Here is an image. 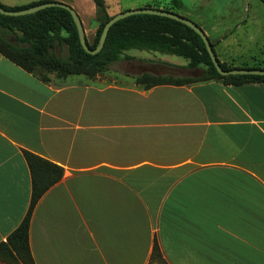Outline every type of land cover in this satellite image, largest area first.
Segmentation results:
<instances>
[{
	"label": "crops",
	"instance_id": "1",
	"mask_svg": "<svg viewBox=\"0 0 264 264\" xmlns=\"http://www.w3.org/2000/svg\"><path fill=\"white\" fill-rule=\"evenodd\" d=\"M40 1L70 6L92 43L93 0L0 4ZM243 1L230 26L190 21L219 63L264 68L263 32L247 31L249 10L264 4ZM148 59L126 50L104 77L42 81L0 53V243L29 207L27 152L46 162L42 183L61 170L31 212L33 264H264V84L145 89L142 74L199 76ZM0 264L16 262L0 252Z\"/></svg>",
	"mask_w": 264,
	"mask_h": 264
},
{
	"label": "trees",
	"instance_id": "2",
	"mask_svg": "<svg viewBox=\"0 0 264 264\" xmlns=\"http://www.w3.org/2000/svg\"><path fill=\"white\" fill-rule=\"evenodd\" d=\"M93 1L97 8V25L92 43L86 41L90 49L95 48L103 25L112 17L106 12L104 0ZM259 1L264 4V0ZM46 2L52 1H40L12 8L0 4V7L16 11ZM172 3L176 7L181 6L178 0H172ZM148 8L177 13L171 2L161 4L160 1H154L153 6H148ZM209 43L213 50L210 41ZM62 45L65 46L67 55L58 57L54 53V48ZM130 49L154 50L161 54L178 56L187 60L188 67L201 68L202 70V74L196 78L142 74L134 81L135 84L145 89L156 85L181 86L209 80H218L224 84L232 85L250 82L264 84V76L260 75H219L213 67L200 37L182 23L166 17L140 14L118 20L109 28L102 49L97 54L90 55L81 48L72 18L69 12L62 8L49 7L21 16L0 14V53L42 81L49 80L47 72H52L53 77L58 79L66 78L69 75H84L92 78L105 72L109 64L119 60L122 53ZM219 65L223 70L234 68L221 63ZM240 68L264 69L259 67ZM24 158L32 180L29 207L20 224L7 237L6 242L0 243V252L10 254L16 264H33L28 247L31 212L41 193L55 182L56 178L60 177L61 170L54 166L57 169L56 178L42 183L38 174L40 167L46 162L27 152H24Z\"/></svg>",
	"mask_w": 264,
	"mask_h": 264
},
{
	"label": "rangeland",
	"instance_id": "3",
	"mask_svg": "<svg viewBox=\"0 0 264 264\" xmlns=\"http://www.w3.org/2000/svg\"><path fill=\"white\" fill-rule=\"evenodd\" d=\"M106 4H108L110 13H118V12H124L128 10H134L139 8H148V6H153L154 1H160L161 4L169 3L171 2V5L174 9L176 14L179 16H183L186 18H189V20H193L197 23L202 24L203 26H207L211 22V16H217L218 23H223V26H230L234 23H236L241 16L245 12V3L243 0H178L181 3L180 7H176L172 3V0H104ZM258 1V0H256ZM259 5V4H258ZM260 7H253L251 10H249V13L255 17L254 20L248 23L249 29L248 35L251 34L259 40H261L260 35L256 34L258 31L261 34L263 32L264 35V5L260 3ZM181 14V15H180ZM197 16L202 17L203 23L201 21H197ZM233 22V23H231ZM226 24V25H225ZM200 26V25H199ZM222 27V26H220ZM203 28V27H202ZM238 32L240 35L243 33V28L239 27ZM87 36L89 37V32H87ZM91 40V38H89ZM130 53L138 54L140 56H145L149 58L148 62L153 63H161L167 65L166 61L176 62L180 65H183L187 68L188 62L186 59L169 55V54H161L154 50H135L131 49L129 50ZM54 53L58 57H65L67 55V50L65 46H56L54 48ZM123 54V53H122ZM119 61V60H118ZM117 62V61H116ZM178 66V65H177ZM114 67L117 68L116 71L119 72L118 65ZM180 74H184L182 71ZM185 74L190 75H201L202 70L201 68L197 69H191L189 72H186ZM46 75L49 77H52V72H47ZM105 72L97 74V76L104 77Z\"/></svg>",
	"mask_w": 264,
	"mask_h": 264
},
{
	"label": "water",
	"instance_id": "4",
	"mask_svg": "<svg viewBox=\"0 0 264 264\" xmlns=\"http://www.w3.org/2000/svg\"><path fill=\"white\" fill-rule=\"evenodd\" d=\"M49 7H59V8H62V9L69 12V14L72 18V21L75 25L76 31H77V36H78L80 46L84 52H86L87 54H90V55L97 54L102 49L104 42H105V39H106V36H107V33H108V30L115 22H117L118 20H121L125 17L131 16V15L147 14V15H155V16H161V17H166V18L172 19L174 21L182 23L183 25H185L188 28H190L191 30H193L200 37L202 43L204 44L205 50H206V52H207V54L211 60V63L219 75H221V76H227V75H260V76H264V69L232 68L229 70H223L220 67V65H219V63L215 57V54L211 48V45H210L205 33L192 21H190V20H188L182 16H179L175 13H171V12H168V11H165L162 9L139 8V9L124 11V12H121V13H118V14L112 16L103 25V28L101 30L98 42H97L94 49H90L87 46L83 27H82V24L79 20V17L77 16L75 11L70 6H68L64 3L52 1V2L41 3L38 5H34L32 7H28V8L16 10V11L5 10V9L0 7V14L5 15V16H21V15L32 14V13H35L36 11H39V10H42L45 8H49Z\"/></svg>",
	"mask_w": 264,
	"mask_h": 264
}]
</instances>
